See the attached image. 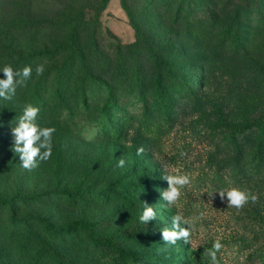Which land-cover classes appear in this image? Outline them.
<instances>
[{"label":"rangeland","instance_id":"1","mask_svg":"<svg viewBox=\"0 0 264 264\" xmlns=\"http://www.w3.org/2000/svg\"><path fill=\"white\" fill-rule=\"evenodd\" d=\"M5 65L32 76L0 99V264H211L217 239L219 264H264V0H0ZM26 104L55 129L32 171L11 150ZM166 171L192 181L175 206ZM233 187L257 202L228 207ZM178 213L191 244L162 239Z\"/></svg>","mask_w":264,"mask_h":264},{"label":"clouds","instance_id":"2","mask_svg":"<svg viewBox=\"0 0 264 264\" xmlns=\"http://www.w3.org/2000/svg\"><path fill=\"white\" fill-rule=\"evenodd\" d=\"M4 73L5 79H0V99L11 100L16 94L17 83L15 79L17 75L23 77V83L26 85L27 81L32 76V68L25 66L22 70L14 71L10 65H5L0 69ZM44 68L42 65L37 66V74H42ZM40 109L32 104H26L23 108L22 115L17 121L15 127L11 126V135L13 138L12 151L19 156L22 168L32 171L38 167V161L44 162L52 156V134L55 132L54 128L41 127L37 123V118ZM143 148L137 150V154H142ZM181 155H186L181 153ZM118 167L125 166V160L120 159L117 164ZM162 180L167 182V188L161 193V199L168 206H175L181 198V189L191 185V178L188 174L173 175L168 174L167 171L162 176ZM223 200L226 196L228 200V207H233L237 210L242 209L251 201L253 204L257 202L258 197L255 194H250L247 191H242L238 188H230L227 191H216ZM214 193V192H213ZM212 193V194H213ZM211 194V195H212ZM143 212L139 217L140 223L148 224L150 221L157 219V213L153 206L143 203ZM201 217L203 213L200 214ZM172 228L164 229L162 232V239L168 245H175L177 241H183L184 244H191V224L188 218L181 214H176L171 217ZM182 224L188 225L183 227ZM223 248L219 239L215 240L212 248L206 251V255L210 258L211 264H219L217 254Z\"/></svg>","mask_w":264,"mask_h":264},{"label":"trees","instance_id":"3","mask_svg":"<svg viewBox=\"0 0 264 264\" xmlns=\"http://www.w3.org/2000/svg\"><path fill=\"white\" fill-rule=\"evenodd\" d=\"M111 106V102H107L106 105H105V108H110ZM62 194L68 196V197H71V198H74V197H80L82 195H84V191L83 190H79L77 189L75 192H67V191H62L61 192ZM19 199L21 200H24V201H27V198L26 196H21L19 197ZM12 203V200H6V199H1L0 200V208H5L7 206H9L10 204ZM80 226V223L78 222H73L71 224H69L68 226L62 228V232L64 233H70L72 232L73 230L77 229L78 227ZM84 228H87L86 225H83ZM104 245H112V242L110 240H106L103 242ZM124 255H121V257H123ZM121 264H125L124 261L121 262Z\"/></svg>","mask_w":264,"mask_h":264}]
</instances>
